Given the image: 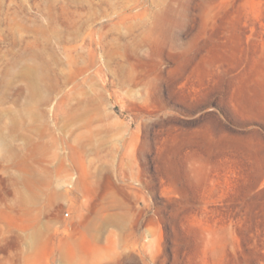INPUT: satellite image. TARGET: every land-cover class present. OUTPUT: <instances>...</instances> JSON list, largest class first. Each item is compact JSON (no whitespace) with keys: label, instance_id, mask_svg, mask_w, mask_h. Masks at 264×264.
<instances>
[{"label":"rangeland","instance_id":"374dc122","mask_svg":"<svg viewBox=\"0 0 264 264\" xmlns=\"http://www.w3.org/2000/svg\"><path fill=\"white\" fill-rule=\"evenodd\" d=\"M0 264H264V0H0Z\"/></svg>","mask_w":264,"mask_h":264},{"label":"bare ground","instance_id":"6f19581e","mask_svg":"<svg viewBox=\"0 0 264 264\" xmlns=\"http://www.w3.org/2000/svg\"><path fill=\"white\" fill-rule=\"evenodd\" d=\"M30 108V107H29ZM31 110V109H30ZM28 117V116H27ZM21 123V122H20Z\"/></svg>","mask_w":264,"mask_h":264}]
</instances>
